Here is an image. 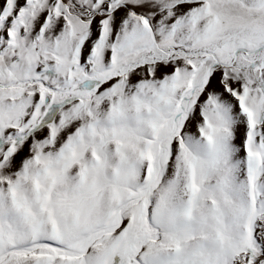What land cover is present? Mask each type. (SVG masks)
<instances>
[{
  "label": "snow or ice",
  "instance_id": "1",
  "mask_svg": "<svg viewBox=\"0 0 264 264\" xmlns=\"http://www.w3.org/2000/svg\"><path fill=\"white\" fill-rule=\"evenodd\" d=\"M0 264H264V0H0Z\"/></svg>",
  "mask_w": 264,
  "mask_h": 264
}]
</instances>
